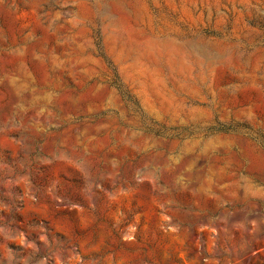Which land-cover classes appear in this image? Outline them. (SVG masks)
Here are the masks:
<instances>
[{"label": "rangeland", "instance_id": "obj_1", "mask_svg": "<svg viewBox=\"0 0 264 264\" xmlns=\"http://www.w3.org/2000/svg\"><path fill=\"white\" fill-rule=\"evenodd\" d=\"M0 264H264V0H0Z\"/></svg>", "mask_w": 264, "mask_h": 264}]
</instances>
